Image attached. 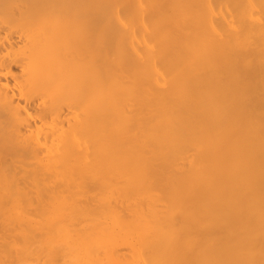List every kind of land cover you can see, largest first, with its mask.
<instances>
[{"label": "bare ground", "instance_id": "1", "mask_svg": "<svg viewBox=\"0 0 264 264\" xmlns=\"http://www.w3.org/2000/svg\"><path fill=\"white\" fill-rule=\"evenodd\" d=\"M26 200L0 222L33 264H264V0H0V204Z\"/></svg>", "mask_w": 264, "mask_h": 264}, {"label": "rangeland", "instance_id": "2", "mask_svg": "<svg viewBox=\"0 0 264 264\" xmlns=\"http://www.w3.org/2000/svg\"><path fill=\"white\" fill-rule=\"evenodd\" d=\"M27 196H28V197H27ZM27 196H25L26 198H25V197H23V198H25V199L29 198V195H27ZM30 196H31V195H30ZM33 196H34V195H33ZM34 197H35V196H34ZM34 197H33V198H34ZM92 197H93V196H92ZM21 198H22V197H20V200H21ZM44 198H45V197H44ZM93 198H95V197H93ZM97 198H98V197H97ZM25 199H23V200H25ZM29 199L32 200V198H29ZM36 199H37V198H36ZM36 199H35V200H36ZM37 200H38V199H37ZM43 200H44V199H43ZM92 200H93V199H92ZM27 201H29V200H26L24 204H22V201H20L21 203H18L19 201H15V202H11V201L8 202V201H7V204H5V203H4L5 201H4V202L2 203V204H4V205H1V204H0L1 206H3L2 208L0 207V209H2V211H3V210H6V212L3 211V214H4V212H5L6 215H2V216H1V217H4L6 221H5L4 219H3L4 221H3V220H0V221L5 222V223H6V226H7V228H8L7 223H8L9 225H10V223H11V219L9 220L8 217H11V216L14 214V213H13L14 208L17 209L18 207H19V208L21 207L22 209H21V208H20V209L18 208V210H23V208L25 209V208H30V207H31V206H29L28 204H32V203H34V201H32L31 203H29V202H27ZM95 201H96V200H95ZM16 202H17L18 204H17ZM26 202L28 203L27 205H26ZM35 202H37V201H35ZM45 202H46V201L44 200L43 205L46 204ZM92 202H93V201H92ZM0 203H1V202H0ZM41 203H42V202H40V204H41ZM93 203H94V202H93ZM13 204H14V206H13ZM16 204H17V205H16ZM19 204H22V205H25V206L23 207L22 205H19ZM38 204H39V203H38ZM40 204H39V205H40ZM9 205H10V207H8ZM11 205H12V206H11ZM17 206H18V207H17ZM27 206H28V207H27ZM34 206H35V204H34ZM34 206H33V207H34ZM37 206H38V205H37ZM37 206H36V207H37ZM46 206L48 207L49 205L46 204ZM46 206H45V207H46ZM6 207H7V208H6ZM45 207L43 206V208H45ZM47 207H46V208H47ZM5 208H6V209H5ZM9 208H10V209H9ZM40 208H41V206H40ZM31 209H32V207H31ZM33 209H35V208H33ZM33 209H32V210L29 209V210H30V213H28V214H30L31 217H33V214H31V213H32L31 211H34ZM36 209H37V208H36ZM41 209H42V208H41ZM11 210H12V212H10ZM2 211L0 210V212H2ZM23 211H24V210H23ZM36 211H38V213H39L40 210L37 209ZM36 211H34V212H36ZM24 212L27 213V212H29V211L25 210ZM34 212H33V213H34ZM45 212H46V211H45ZM45 212H44V213H45ZM10 213H11V214H10ZM40 213H41V212H40ZM35 214H36V213H35ZM42 214H43V213H42ZM0 215H1V214H0ZM37 215H38V214H37ZM37 215H35V217H37ZM5 216H7V217H5ZM13 216H14V215H13ZM1 217H0V219H2ZM35 217H33V218H35ZM7 218H8V219H7ZM13 220H15V216H14ZM8 221H10V223H9ZM3 222H0V223H2V226H1V224H0V226H1L0 228L3 229V230H2V229H0V230H2V232L4 231L3 233L0 232V237H5V234H6V232H7V231H6V228H5V224H3ZM14 222H16V221H14ZM12 224H14V225H12L13 228H12L11 231H8V232H11L12 234H13V232H14V234H15L16 232H18V231L21 232V230H18V229L15 230V228H14V227H16L15 223H12ZM3 225H4V226H3ZM12 226H11V227H12ZM9 227H10V226H9ZM16 228H17V227H16ZM7 230H9V228H8ZM20 232H18L17 234H20L21 239H22L24 236H22L23 234L20 233ZM12 234H9V235H7V236H8V237L10 236V238L12 239V237H13V236H11ZM14 234H13V235H14ZM27 234H28V233H27ZM2 235H4V236H2ZM7 236L5 237L6 240L9 239ZM17 236L19 237V235H17ZM15 238H16V240H15ZM19 238H20V237H19ZM21 239H20V240H21ZM27 239H28V238H27ZM0 240H1V238H0ZM3 240H4V238H3ZM3 240L0 241V244L2 243V244L4 245V243L6 242L5 244H6V245H9V243L7 244V241H4V243H3ZM17 240H18V239H17L16 234H15V237H13L12 240L8 241V242H10V246H9V247H12V251H11V252H13V254H14V255L11 254V252L9 253V254H10V256H9L10 258H11L12 255H13L14 257L12 256V261H11V263H8V262H10V260H9V261L7 262L8 264H13L12 262L14 261V259H15L14 264H19V263H20V260L22 261V258H21V257H23V256L27 257L26 255H28V252L31 251V249H29V248H31V246L29 247V245L31 244V242L28 241V242H26V244H27L29 250H27L26 248L23 247V248H24V252L26 253L25 250H27V253H26V255H25V253L23 252L24 255H23V256H20V255H22V251H21V250H22L23 248H22V249H19V248H21L22 246L19 245V241H18V242H15V241H17ZM28 240H29V239H28ZM12 241H13V242H12ZM23 241H24V238H23ZM26 241H27V240H26ZM24 242H25V241H24ZM24 242L21 241L20 244H23V245L26 247V245L24 244ZM17 243H18V244H17ZM28 243H29V245H28ZM2 244H1L0 246H1L2 248H4V246H3ZM11 244H12V245H11ZM32 244H34L32 248L37 249V251H38V249H39V250H42L43 253L40 251V252L42 253V255H44V254H45V256L48 255L47 252L45 253V251H44L45 249H40L39 247H38V248H35V247H36L35 243H32ZM32 244H31V245H32ZM18 245H19V248H17ZM13 246H15V247H13ZM1 247H0V248H1ZM9 247H7V248H9ZM2 248H1V250H0L1 252H3V250H4V249L2 250ZM15 248H16V249H15ZM5 249H6V247H5ZM9 249H10V248H9ZM17 249L21 252L19 256H18L19 251H18ZM34 249H33L32 251H34ZM52 249H53L52 251H55L54 248H52ZM56 249H57V248H56ZM10 250H11V249H10ZM14 251H15V253H16V251L18 252V253H17V256H16V254L14 253ZM37 251H35V253H37L36 255H37V256H39V255L41 256V253H40V252L38 253ZM58 251H59V249H58L56 252H58ZM4 252H5V251H4ZM4 252H3V253H0V254L2 255L0 258L3 257V261L0 260V264H7L6 262L4 263V260H5V259H9L8 256H6L8 253L6 252V255H5ZM50 252H51V251H50ZM35 253H32V252H31V253H29V254L32 255V256H34L35 258H37L36 255H35ZM48 253H49V252H48ZM52 253H53V252H51L50 254L52 255ZM60 253H61V252H58L57 254L60 255ZM38 254H39V255H38ZM50 254H49L48 257H50ZM55 254H56V253H55ZM57 254H56V255H57ZM3 255L6 256V257L4 258ZM59 255H58V256H59ZM53 256L55 257L54 254H53ZM53 256H52V258H54ZM58 256H56V257H58ZM19 257H20V258H19ZM25 257H23V260L25 259ZM42 257H43V256H42ZM42 257H40V258H42ZM48 257L45 258L46 260H45L44 263H42V264H46V262L48 261ZM28 258H31V256H30V257L28 256ZM28 258H26L24 261H22L21 264H23V263H24V264H25V263H28V264H29L33 257H32L31 259H28ZM40 258H39L38 261L36 260V262H39V264H41V263H40V260H42V259H40ZM52 258H51L50 261L53 260V262H54V261L56 260V258H54V259H52ZM17 259H20V260H17ZM33 259H34V258H33ZM37 259H38V258H37ZM49 259H50V258H49ZM26 260H27V261H26ZM29 260H30V261H29ZM43 260H44V259H43ZM57 260L59 261V259H57ZM1 261H2L3 263H1ZM5 261H6V260H5ZM16 261H17L18 263H15ZM28 261H29V262H28ZM32 261H33V260H32ZM50 261H49V262H50ZM58 261H57V262H58ZM36 262H34V263H35V264H38V263H36ZM57 262L55 261V263H57ZM50 263H51V262H50ZM50 263H48V264H50ZM60 263H61V262H59V264H60ZM30 264H33V263H30ZM53 264H54V263H53Z\"/></svg>", "mask_w": 264, "mask_h": 264}]
</instances>
